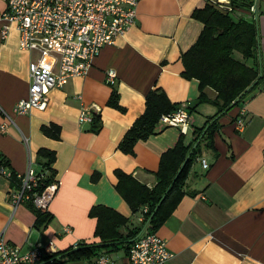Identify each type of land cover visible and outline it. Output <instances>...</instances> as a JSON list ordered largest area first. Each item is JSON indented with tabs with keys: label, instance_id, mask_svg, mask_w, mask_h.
<instances>
[{
	"label": "crops",
	"instance_id": "obj_1",
	"mask_svg": "<svg viewBox=\"0 0 264 264\" xmlns=\"http://www.w3.org/2000/svg\"><path fill=\"white\" fill-rule=\"evenodd\" d=\"M233 2L239 5L230 13L234 19L256 24L258 61L264 73V0ZM208 3L140 0L134 23L114 43L100 49L87 75L72 77L63 87L49 90L45 110L33 108L24 114L17 113L15 106L29 95V67L38 53L20 47L15 26L3 37L4 21L0 20V165L15 174H25L29 168L49 172L40 162L39 150H53L56 160L51 167L58 183L49 207L53 220L37 228V216L26 202L15 210L11 204L9 192L17 180L13 182V177L0 173V236L6 242L26 250L52 240L58 252L80 242L98 241L97 220L89 215L95 205L129 217L130 227L139 226L138 214H132L115 189L114 171L132 174L148 186L155 184L159 158L175 144L180 132L158 123L153 135L136 142L133 155L121 152L118 143L143 113L145 95L151 89H162L172 103L195 104L198 81L182 76L180 57L203 28L192 16L193 11ZM244 3L252 5L248 9L242 7ZM7 5V0H0V14ZM109 69L116 73L113 84L106 82ZM113 87L124 112L107 105ZM205 92L209 98L215 97L214 90L206 88ZM206 104L190 113V128L184 134L187 143L193 139L195 127H201L210 115L206 111L215 114L214 106ZM92 105L101 108L99 132L90 130V122L80 120L82 109ZM237 111L244 118L242 128L236 127V120L231 122ZM197 113L201 117H194ZM220 122L213 138L215 152L203 149L196 157L183 187L184 195L155 231L174 254L168 264H264V86L246 94ZM52 123L61 127L59 138L42 130ZM202 158L208 162L207 168L202 167ZM96 174L100 177L93 180ZM106 254L118 264L127 261L124 250L115 251L116 256Z\"/></svg>",
	"mask_w": 264,
	"mask_h": 264
},
{
	"label": "trees",
	"instance_id": "obj_2",
	"mask_svg": "<svg viewBox=\"0 0 264 264\" xmlns=\"http://www.w3.org/2000/svg\"><path fill=\"white\" fill-rule=\"evenodd\" d=\"M232 4L235 8L239 7L235 6L233 0ZM251 5L252 3H244L242 7L249 9ZM192 16L202 22L203 28L195 43L180 57L184 66L182 76L198 81L197 100L187 110L190 114L196 106L208 103L216 108L215 114L208 116L201 127H195L194 137L190 142L187 143L185 135L180 133L175 144L161 154L158 168L154 172L155 184L148 186L132 174L120 169L114 171L117 179L116 191L127 203L132 214L144 216L148 229L152 232L164 223L184 195L183 187L196 157L203 149L215 152L213 138L221 127L220 118L239 106L246 94L264 86V73L258 61L259 37L254 22L243 18L234 19L230 13L220 11L210 3L194 10ZM235 53H239L241 57H236ZM206 88L214 90L213 99L207 96ZM107 105L124 112V107L118 103V93L114 87ZM178 105L172 103L162 89H151L145 95L143 113L125 131L118 143V149L133 155L136 142L153 135L160 117L176 110ZM239 114L237 111L231 117V122ZM90 123V130L99 132L102 126L100 114L94 113ZM42 130L49 136L59 138L61 127L52 123L50 126H43ZM39 158L45 171L50 172L41 171L44 176L35 190L42 192L48 185L57 183L51 167L56 160V153L41 149ZM99 177L96 174L93 180H98ZM14 180H17L15 188L21 187V180L13 176L12 181ZM26 204L37 216L35 227H45L53 220V214L49 210L37 208L32 200L26 201ZM144 206L147 207L146 212H143ZM89 215L97 220L95 237L98 241L80 242L55 252L52 256L56 262L53 264L90 261L101 254L118 250H124L127 254L130 244L142 227L139 223V226L130 227L129 217L104 205L93 206Z\"/></svg>",
	"mask_w": 264,
	"mask_h": 264
},
{
	"label": "built area",
	"instance_id": "obj_3",
	"mask_svg": "<svg viewBox=\"0 0 264 264\" xmlns=\"http://www.w3.org/2000/svg\"><path fill=\"white\" fill-rule=\"evenodd\" d=\"M140 0H7V10L0 14L4 21L2 35L6 37L12 26L20 33V47L36 51L38 56L30 64L31 83L29 95L20 100L15 111L20 114L33 108L45 110L49 103L48 91L66 85L70 78L89 73L95 58L104 45L114 43L134 23L136 7ZM216 9L234 13L232 0H208ZM253 10V7H251ZM116 73L106 71V82L113 84ZM188 102L180 103L176 110L164 114L159 119L162 127H176L181 134L190 128L191 116ZM101 110L99 105L83 108L81 121L91 122L94 113ZM237 128L245 124L239 116ZM203 168L208 167L205 159H200ZM0 173L7 178L16 175L21 187L9 192L14 210L22 203L32 200L37 208L49 210L58 184L48 185L42 192L39 186L43 174L29 168L25 174H15L6 165H0ZM147 207H143L146 212ZM142 224L127 252L125 264H168L174 254L166 242L156 232L149 231L144 216H138ZM70 231L69 228L66 229ZM56 251L54 241L36 244L28 249L6 242L0 236V264H53ZM87 264H118L107 254L88 261Z\"/></svg>",
	"mask_w": 264,
	"mask_h": 264
},
{
	"label": "rangeland",
	"instance_id": "obj_4",
	"mask_svg": "<svg viewBox=\"0 0 264 264\" xmlns=\"http://www.w3.org/2000/svg\"><path fill=\"white\" fill-rule=\"evenodd\" d=\"M236 57H238V58H240L241 56H240V54L239 53H235L234 54ZM208 104V103H207ZM206 104V105H207ZM209 106H210V104H209ZM213 109H215V112H216V108L214 107ZM208 111H210V110H207L206 111V114H210L211 115V113H209ZM211 112V111H210ZM209 115V116H210ZM197 116H199V117H201L200 115H198V113L197 114H194V117H197ZM112 254L114 255V256H116V254H114V252H112ZM69 262H66V263H61V264H68ZM69 264H73V263H69ZM77 264H80V263H77Z\"/></svg>",
	"mask_w": 264,
	"mask_h": 264
}]
</instances>
